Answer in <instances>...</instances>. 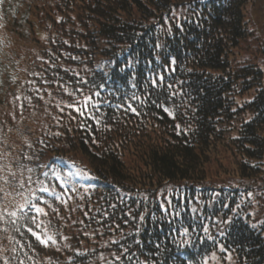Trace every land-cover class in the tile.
Here are the masks:
<instances>
[{"label":"trees","instance_id":"1","mask_svg":"<svg viewBox=\"0 0 264 264\" xmlns=\"http://www.w3.org/2000/svg\"><path fill=\"white\" fill-rule=\"evenodd\" d=\"M20 6L0 264H264V0Z\"/></svg>","mask_w":264,"mask_h":264},{"label":"rangeland","instance_id":"2","mask_svg":"<svg viewBox=\"0 0 264 264\" xmlns=\"http://www.w3.org/2000/svg\"><path fill=\"white\" fill-rule=\"evenodd\" d=\"M20 1L21 0H0V29L3 30L1 34L5 37V40L7 41H10L9 39L18 40L19 36H21V34L25 33L26 31V27L24 26L23 22V19L25 18V10L23 9V6H20ZM8 20H10V22ZM8 23L10 27L8 26ZM12 35L15 38H13ZM14 56V53L9 51L5 47L3 39L0 35V87L2 85V81H11V79L16 78L18 79L17 75L20 77V72H23L20 67V71H18V74L16 75L17 72H15L14 70L16 65L18 66V63L20 62H16V60H14ZM242 57H244V53H239L237 59H241ZM241 62L242 61H239L237 63ZM227 156H230L229 159L232 157L230 154L228 155V153ZM8 203L6 209L12 207L14 203H17V197L14 199H9Z\"/></svg>","mask_w":264,"mask_h":264},{"label":"snow or ice","instance_id":"3","mask_svg":"<svg viewBox=\"0 0 264 264\" xmlns=\"http://www.w3.org/2000/svg\"><path fill=\"white\" fill-rule=\"evenodd\" d=\"M165 111H167V109H165ZM39 211H40V209H37V212L39 213ZM13 215H15V213H13ZM28 231L29 232H31V234H32V236L33 237H35V239L37 240V241H39V243L41 244V245H44V246H47L48 245V243H49V241H51V243H55V240L52 238V237H50V236H47V237H41L39 234H37L36 232H32V230L31 229H28Z\"/></svg>","mask_w":264,"mask_h":264}]
</instances>
